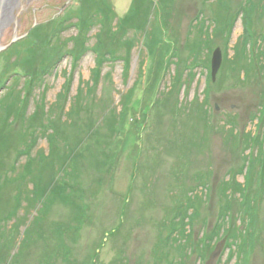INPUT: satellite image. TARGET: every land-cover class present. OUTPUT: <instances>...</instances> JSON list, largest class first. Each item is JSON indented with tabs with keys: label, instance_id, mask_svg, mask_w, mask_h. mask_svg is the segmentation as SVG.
<instances>
[{
	"label": "rangeland",
	"instance_id": "obj_1",
	"mask_svg": "<svg viewBox=\"0 0 264 264\" xmlns=\"http://www.w3.org/2000/svg\"><path fill=\"white\" fill-rule=\"evenodd\" d=\"M20 3L0 30L18 38L0 54V264H237L229 230L204 243L226 206L257 226L244 264H264V0ZM177 217L190 239L168 238Z\"/></svg>",
	"mask_w": 264,
	"mask_h": 264
},
{
	"label": "trees",
	"instance_id": "obj_2",
	"mask_svg": "<svg viewBox=\"0 0 264 264\" xmlns=\"http://www.w3.org/2000/svg\"><path fill=\"white\" fill-rule=\"evenodd\" d=\"M127 17H130V12H129V16L127 15ZM91 19H90V21H91ZM94 19H95V17H94ZM155 28H156V26H155L154 22H152L151 23V29L146 34V39H149L148 40V44H149V47L150 48L154 47L155 45H158L162 41L161 39L160 40L157 39V37H156L157 35L155 36V38L151 36V34H154L153 32H154ZM160 29L161 28H159V30ZM156 32L159 35V31H156ZM161 32H162V35H163V30L162 29L160 30V33ZM131 103L132 102L129 101L126 104V106L129 107V105H130L131 108H132V112H133L134 104H131ZM25 153H27V152L26 151H24V153L22 152V154H25ZM239 188H244L245 189V187H242L241 185L239 186ZM228 189H231V188H228ZM228 189H227V187H224L223 188V193H226L228 191ZM243 195H245V191H244ZM179 206H178L179 207V210H182V212H181V215H182L183 213H185L186 211L189 210V208H190L191 205L190 204H188V205H186V204H180ZM253 206H254L253 203L246 204L245 205V208H244V212H248V211L253 210L252 209ZM228 209L229 208L227 206L226 207H223V209H222V216H221V219H220L221 220L220 223L221 222L222 223L221 224L219 223L220 224L219 225L220 227L218 228V230L216 229L215 231H213V233L210 234L209 237H207V240L204 243L213 245V243L215 241L214 238H217L218 239V237H222L221 236V234H222L221 232L224 231L226 233V231L229 230L228 231V236H227L228 238H227V240H225V242H226V244L229 245L228 248L232 252L231 255H233V256L236 255V257H237V264H244L245 261H247V258L249 256V253L251 252V250L253 248L254 237L257 235V231H256V227L257 226L254 224V221L251 222L249 220L248 223H247V225L244 226L243 228H241L242 226L240 227V225H238V224H235V225H233L231 227L230 226L231 221H229V219H230L229 216L230 215H229ZM185 218H186V216H185ZM224 218H227V221L226 222L225 221H222ZM171 224H172L171 231L169 233V237L168 238L170 240H174V237H176V234H179L180 237H181V240H183L182 238H185L187 240V237L188 236H186V234H185V231L186 230H185L184 218H183V220L181 218H178V217H177L176 220H175V218H173L172 221H171ZM178 228H179V230H178ZM188 238L190 239V237H188ZM175 242H177V240ZM203 245H205V244H203ZM203 245L201 243V246H203ZM201 246H200V251L203 253V255H205L207 253V250L202 249ZM181 249L185 251V248L181 247ZM202 257H204V256H202Z\"/></svg>",
	"mask_w": 264,
	"mask_h": 264
},
{
	"label": "water",
	"instance_id": "obj_3",
	"mask_svg": "<svg viewBox=\"0 0 264 264\" xmlns=\"http://www.w3.org/2000/svg\"><path fill=\"white\" fill-rule=\"evenodd\" d=\"M12 1L14 4V1L16 0H0V30L2 29V27H4L7 24V22L10 21L9 19H11L12 17L13 9H11L10 7H6V5L9 6L8 2L10 3ZM17 39L18 38H16L9 45H6V46H2L0 44V54L4 49L9 47L11 44H13ZM222 61H223L222 51L220 48H217L214 51L213 57H212V77L214 80L216 79V76L220 70ZM0 75H1V67H0Z\"/></svg>",
	"mask_w": 264,
	"mask_h": 264
},
{
	"label": "flooded vegetation",
	"instance_id": "obj_4",
	"mask_svg": "<svg viewBox=\"0 0 264 264\" xmlns=\"http://www.w3.org/2000/svg\"><path fill=\"white\" fill-rule=\"evenodd\" d=\"M22 5H23V4L20 3V0H16V1H14V4H13V1H12L11 6H10V8L13 9V14H12V17H11L12 19H15L14 11H16L17 8H18V9H21V8H22ZM6 7H8V6H6ZM9 22H10V21H9ZM9 22H7V24H8Z\"/></svg>",
	"mask_w": 264,
	"mask_h": 264
},
{
	"label": "bare ground",
	"instance_id": "obj_5",
	"mask_svg": "<svg viewBox=\"0 0 264 264\" xmlns=\"http://www.w3.org/2000/svg\"><path fill=\"white\" fill-rule=\"evenodd\" d=\"M11 3H12V2H10V3L8 2L9 6H8V5H6V6L10 7V6H11Z\"/></svg>",
	"mask_w": 264,
	"mask_h": 264
}]
</instances>
